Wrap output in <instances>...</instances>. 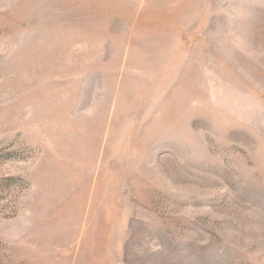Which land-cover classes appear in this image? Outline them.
I'll return each instance as SVG.
<instances>
[{
  "label": "rangeland",
  "instance_id": "1",
  "mask_svg": "<svg viewBox=\"0 0 264 264\" xmlns=\"http://www.w3.org/2000/svg\"><path fill=\"white\" fill-rule=\"evenodd\" d=\"M100 1L0 0V264H264V0Z\"/></svg>",
  "mask_w": 264,
  "mask_h": 264
},
{
  "label": "bare ground",
  "instance_id": "2",
  "mask_svg": "<svg viewBox=\"0 0 264 264\" xmlns=\"http://www.w3.org/2000/svg\"><path fill=\"white\" fill-rule=\"evenodd\" d=\"M75 2H81V0H74ZM88 0H82L83 3H86ZM200 1H198V4H200ZM196 3H192V6L195 7ZM104 6H107L108 9L112 12H117V10H120L122 14L125 17V23H131L133 20V9L137 8V6L131 3V0H101L98 7L103 8ZM97 9V7H96ZM137 10V9H136ZM168 12H172L171 10H167ZM195 13V11H194ZM157 14H159V11H157V7L155 5L144 8L139 15L135 18L137 22L135 23L138 27H149L152 25L160 24L162 19L159 22L155 21H148L154 18ZM169 17V16H168ZM134 20V21H135ZM75 24V23H74ZM70 25H73L70 23ZM82 27H85L84 25H81ZM79 28V27H78ZM90 31H92L94 34L92 35L94 37V40H97L99 38H102L106 35H109L110 32L107 31L105 28H90L88 27ZM80 29V28H79ZM76 29V30H79ZM85 29V28H84ZM87 30V29H86ZM79 33V32H78ZM127 40L126 36H120L117 38L118 44L121 46L125 41ZM135 38H131L130 41L133 43Z\"/></svg>",
  "mask_w": 264,
  "mask_h": 264
}]
</instances>
